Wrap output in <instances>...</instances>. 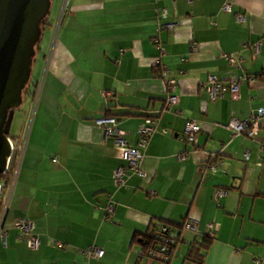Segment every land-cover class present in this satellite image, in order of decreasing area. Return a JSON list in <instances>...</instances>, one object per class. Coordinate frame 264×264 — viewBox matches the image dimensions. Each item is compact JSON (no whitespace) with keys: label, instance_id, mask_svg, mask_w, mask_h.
<instances>
[{"label":"crops","instance_id":"0c3cea01","mask_svg":"<svg viewBox=\"0 0 264 264\" xmlns=\"http://www.w3.org/2000/svg\"><path fill=\"white\" fill-rule=\"evenodd\" d=\"M225 1L71 0L54 41L47 27L36 53L47 68L4 218L0 264H148L134 236L140 239L158 221L180 239L169 264H264V117L255 137L226 127L231 118L264 108V0H229L232 12L222 8ZM61 5L51 1V26ZM156 36L165 48L164 77L155 65ZM226 54L236 61L230 64ZM245 73L257 78L239 85L238 98H212L204 89L211 74L228 80ZM168 80L180 96L170 109L164 105ZM148 112L158 129L144 149L146 176L127 170L117 187L115 169L126 161L96 120L115 116L136 145ZM189 119L202 123L195 145L181 138ZM218 189L226 194L217 197ZM109 195L116 202L110 220ZM192 216L196 230L184 226ZM22 218L34 221L38 247L30 248L28 235L15 226ZM205 238L210 242L196 262L188 257L190 246ZM91 244L103 249L101 257L85 258L81 251Z\"/></svg>","mask_w":264,"mask_h":264},{"label":"built area","instance_id":"2783aa9c","mask_svg":"<svg viewBox=\"0 0 264 264\" xmlns=\"http://www.w3.org/2000/svg\"><path fill=\"white\" fill-rule=\"evenodd\" d=\"M192 1V0H189ZM71 0H62L61 10L59 19L54 23V38L58 31L60 18L62 15L68 11L70 8ZM222 8L227 12H232V3L226 0ZM239 21H244L245 16L243 13H238L236 15ZM172 24L161 23L160 28L171 26ZM153 42L159 49V54L155 58V65L160 68V76L164 77L166 73V68L161 64V56L165 54V48L160 42L159 37H153ZM254 54L260 52V43L256 42L253 44ZM192 50H197V45H192ZM50 56V55H49ZM48 56V58H49ZM230 64L236 61V57L232 54L225 55ZM257 76L255 74H240L231 77L228 80H223L216 75H209L206 83L204 84V89L207 90L212 98L218 96H224L229 93L232 98L239 97V85L248 80L255 81ZM168 90L169 93L165 99V108L170 109L172 106L178 105L180 102V96L173 92L175 81L168 80ZM39 83L35 84L34 94L37 92ZM33 94V96H34ZM106 97L112 96V93L105 92ZM264 117V108L260 107L251 114L244 118L238 119L236 117L231 118L226 127L232 131L234 135H246L248 137H255L260 128L261 120ZM96 123L104 128L105 135L107 137H112L115 141L116 146L120 149L121 156L125 159L126 163L124 165H119L114 172V183L117 187L124 185L127 176V170H131L141 177H145L146 173L141 167V162L143 158L144 149L147 147L150 137L158 129V120L151 112H148L144 120L139 125V138L136 145H131L125 138V130L118 126V119L115 116L109 115L101 117L96 120ZM202 129L201 121L197 119H189L185 126V131L182 134V140L187 144L195 145L197 143V135ZM165 131V129H163ZM9 141L11 145V151L7 157L6 167L0 172V236L5 237L6 230L4 228V218L9 207L10 199L15 187V183L18 177V173L23 160L27 138L28 130H23L18 135H9ZM226 144H223L219 152H222ZM261 151L264 152V146H261ZM261 152V153H262ZM249 149L244 151V155L249 157ZM217 157V156H213ZM209 168L215 170L217 168V162L212 161L209 163ZM217 197H222L226 194L223 189H218L215 192ZM116 207V202L113 200L112 196L109 195V201L105 207V218L111 219L113 217ZM198 225V218L192 216L184 224L185 228L196 230ZM15 226H17L23 233L28 235V245L30 248H36L39 245V235L36 231V226L33 220L29 219H19L16 221ZM210 231L209 236H212L213 225H209ZM179 238L172 231L169 224L164 221H158L154 227L153 242L148 247L144 256L147 259L148 264H169L171 258L176 253V247L179 242ZM59 247H65L62 242H55ZM86 259L99 258L103 255V249L96 245L91 244L82 249L81 251Z\"/></svg>","mask_w":264,"mask_h":264},{"label":"water","instance_id":"95a60500","mask_svg":"<svg viewBox=\"0 0 264 264\" xmlns=\"http://www.w3.org/2000/svg\"><path fill=\"white\" fill-rule=\"evenodd\" d=\"M52 0H0V172L11 151L9 134L23 102L41 39L42 19Z\"/></svg>","mask_w":264,"mask_h":264},{"label":"rangeland","instance_id":"374dc122","mask_svg":"<svg viewBox=\"0 0 264 264\" xmlns=\"http://www.w3.org/2000/svg\"><path fill=\"white\" fill-rule=\"evenodd\" d=\"M49 26H50L51 30H53V34H54V29H55L54 25L51 26V23H50ZM53 34L51 35V33H50V41H52ZM46 39H47V35L45 37L43 35V38L41 39V41L39 43V45L41 47H43ZM53 41H54V37H53ZM52 44H53V42H52ZM49 49H50V43H49V45H47V47L43 53V56L45 55L47 57V59H46L47 61H48V56L51 53V49L50 50ZM37 57H38V55L36 54L34 61H33V64H32L30 80L26 85V93L23 95V102H22L21 106L18 109H16L15 114H14L12 126L10 129L11 135L17 134L18 131L20 132L22 130H25V131L28 130V135H29V132H30V129H31V126L33 123V119L35 116V106L38 103L39 94L41 92V87L43 84L44 75H45V71L47 68L45 59L43 58L44 61L40 65L39 59L37 60ZM37 72L39 74L38 80H37L39 83V86H38L37 92L34 94L35 84H33V83H34V80H36L35 75ZM33 94H34V96H33Z\"/></svg>","mask_w":264,"mask_h":264},{"label":"trees","instance_id":"16d2710c","mask_svg":"<svg viewBox=\"0 0 264 264\" xmlns=\"http://www.w3.org/2000/svg\"><path fill=\"white\" fill-rule=\"evenodd\" d=\"M49 14H50V11L47 14V16L42 19V23H41L42 36H41V39L43 38L45 30L49 26ZM41 39L38 41V43L35 46L36 53H37V50L39 48V43H40ZM24 90L25 91H23V95L26 93V87H25ZM153 234H154V229L152 231L146 233L145 235H142L140 237V239H139V236H137V234H135L134 239L135 240H139V243L142 246V252L140 253V256H144V254L146 253L148 247L152 244V242H153ZM209 242H210V240L205 238V240H203L201 242V245H196L195 243L191 244L189 252H188V257L191 258L192 260L196 261V262H201L202 261V258H201L202 255L200 253V247L204 246V245H208Z\"/></svg>","mask_w":264,"mask_h":264}]
</instances>
